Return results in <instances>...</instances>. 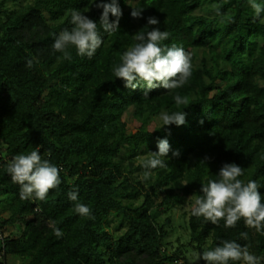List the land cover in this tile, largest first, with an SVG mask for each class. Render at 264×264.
Instances as JSON below:
<instances>
[{"label":"trees","instance_id":"obj_1","mask_svg":"<svg viewBox=\"0 0 264 264\" xmlns=\"http://www.w3.org/2000/svg\"><path fill=\"white\" fill-rule=\"evenodd\" d=\"M118 3L119 31L110 35L93 0L0 1V218L7 256L19 264H188L185 251H171L168 241L172 210L187 206L195 251L235 240L264 258V234L243 219L226 228L224 220L213 225L191 214L201 185L219 180L225 163L241 166L240 179L255 180L264 196V13L256 17L249 0ZM138 7L145 8L142 18L131 17ZM73 9L97 23L103 42L90 59L73 47L66 60L52 47L73 27ZM150 16L159 25H147ZM152 27L169 32L163 45L183 47L193 68L183 87L171 94L151 89L146 98L143 85L125 88L112 70L134 34ZM176 94L189 104L176 105ZM177 111L186 113L185 124L160 128V114ZM165 138L168 167L144 181L141 162ZM33 150L61 169V183L45 201L21 200L7 172L14 156ZM73 191L94 219L75 211Z\"/></svg>","mask_w":264,"mask_h":264},{"label":"clouds","instance_id":"obj_2","mask_svg":"<svg viewBox=\"0 0 264 264\" xmlns=\"http://www.w3.org/2000/svg\"><path fill=\"white\" fill-rule=\"evenodd\" d=\"M94 6L102 9L99 17L100 27L105 33L113 34L119 31V21L122 10L118 0H93ZM254 14L259 17L264 13V4L256 0H249ZM145 8H132L130 13L133 18H142ZM217 15H221L219 5H214ZM109 14L114 17L110 21ZM156 17H147V25H159ZM71 24L73 27L62 30L53 43L54 51L61 53L63 58L70 60V48H75L80 57L92 58L102 44L96 21L84 15L81 11H71ZM169 32L161 31L159 27H152L147 32L134 34V45L121 56V63L113 66V75L124 82V87L136 89L139 85L145 87L143 97H148V90L163 87L171 94L172 90L183 87L192 75L191 54L183 47L173 44L171 47L163 45L169 38ZM28 67H32L29 60ZM176 105H188L187 97L179 94L173 96ZM163 126H181L186 122V113L177 111L169 114L162 112L159 116ZM156 152H150V157L141 162L143 168L142 179L148 181L153 170L166 168L170 144L168 140L157 141ZM173 157H178L179 152L173 151ZM207 160V157H205ZM204 163V161H201ZM7 172L13 183L20 189L21 200L45 201L50 190L57 188L60 183V172L49 160L42 158L38 150H33L28 155H16L7 163ZM219 180H209L202 184V195L196 197L195 206L191 214L197 218L203 217L206 222L213 225L224 220L226 228H235L243 219L248 228L257 233L264 234V196L259 191L255 180L244 182L240 179L243 175L241 166L235 163H225L219 170ZM69 199L78 201V192L69 193ZM75 211L84 217L94 219L91 209L79 202L75 203ZM52 224L53 232L57 237L63 235L62 230ZM240 237L247 240L248 233L241 232ZM262 257L249 251L248 246H242L235 240H224L211 250L193 251L188 259V264H197L203 260L205 264H261ZM180 264H183L181 261Z\"/></svg>","mask_w":264,"mask_h":264},{"label":"rangeland","instance_id":"obj_3","mask_svg":"<svg viewBox=\"0 0 264 264\" xmlns=\"http://www.w3.org/2000/svg\"><path fill=\"white\" fill-rule=\"evenodd\" d=\"M222 117L226 121L230 120V116L226 111L222 112ZM186 211H187V206L177 207L172 210L170 235L168 236V241H169V248L171 251H175L177 248H181L182 250L185 251V254L189 259L190 254L195 250L189 245V230L187 228V217H186L187 215H185ZM8 264H19V263L16 259L9 257ZM262 264H264V262Z\"/></svg>","mask_w":264,"mask_h":264},{"label":"built area","instance_id":"obj_4","mask_svg":"<svg viewBox=\"0 0 264 264\" xmlns=\"http://www.w3.org/2000/svg\"><path fill=\"white\" fill-rule=\"evenodd\" d=\"M4 230L5 226L2 224V220L0 218V264H8L9 258L4 248Z\"/></svg>","mask_w":264,"mask_h":264}]
</instances>
